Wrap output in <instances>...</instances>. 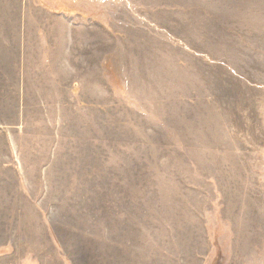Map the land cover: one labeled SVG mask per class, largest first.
<instances>
[{"label": "rangeland", "instance_id": "1", "mask_svg": "<svg viewBox=\"0 0 264 264\" xmlns=\"http://www.w3.org/2000/svg\"><path fill=\"white\" fill-rule=\"evenodd\" d=\"M0 264H264V0H0Z\"/></svg>", "mask_w": 264, "mask_h": 264}, {"label": "crops", "instance_id": "2", "mask_svg": "<svg viewBox=\"0 0 264 264\" xmlns=\"http://www.w3.org/2000/svg\"><path fill=\"white\" fill-rule=\"evenodd\" d=\"M17 91H18V93H19V87L17 88Z\"/></svg>", "mask_w": 264, "mask_h": 264}]
</instances>
